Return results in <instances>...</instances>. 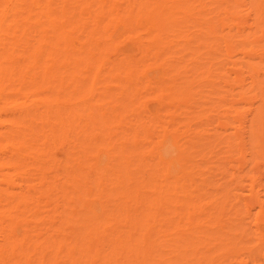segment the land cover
Here are the masks:
<instances>
[{"label": "bare ground", "instance_id": "bare-ground-1", "mask_svg": "<svg viewBox=\"0 0 264 264\" xmlns=\"http://www.w3.org/2000/svg\"><path fill=\"white\" fill-rule=\"evenodd\" d=\"M263 23L261 0H0V264H264L262 151L192 133L261 137ZM204 91L220 115L184 107ZM221 140L246 193L204 192Z\"/></svg>", "mask_w": 264, "mask_h": 264}, {"label": "rangeland", "instance_id": "rangeland-1", "mask_svg": "<svg viewBox=\"0 0 264 264\" xmlns=\"http://www.w3.org/2000/svg\"><path fill=\"white\" fill-rule=\"evenodd\" d=\"M261 1H263L264 2V0H261ZM244 2H250V0H244ZM253 18H254V16L252 15V14H250V16L249 17H247V20H246V23H250V25L252 24V20H253ZM241 21H242V19H241ZM241 21H239L238 23H240ZM250 21V22H249ZM254 21H255V19H254ZM264 24V23H263ZM249 25V24H248ZM134 29H136V27L134 28ZM156 29H157V31L158 32H156V35H160L162 38H164V39H168L169 38V36L167 35V32H166V29L163 27V25L160 27V26H157L156 27ZM263 29H264V25H263ZM135 32H138L137 30L135 31ZM158 33V34H157ZM139 36L141 35V33H139L138 34ZM263 58V57H262ZM188 58H186L185 60H187ZM199 90V89H198ZM190 96H191V94H189V93H186V100H187V104H185L184 105V107H187V110L189 111V112H194V111H197L196 112V114L198 113V112H200V111H202V112H204V110H206V109H209V112H208V114H209V116L212 114V116H217V115H220L221 113L219 112L220 111V106L221 105H223V103L222 102H219L218 101V99H217V97L216 96H213V95H210V94H208L207 92H202V94H200L196 99L198 100V103H192V105L190 104V103H188L189 102V100H190ZM218 97H219V95H218ZM192 100H193V97H192ZM204 101H208V104H205V102ZM257 103H261L260 101L259 102H257ZM255 105H256V103H255ZM246 106H247V104H245L244 105V103H242V104H240V107L241 108H239V110L241 109V111H243V110H245V109H247L246 108ZM248 107V106H247ZM205 115H207V114H205ZM209 119H210V117H209ZM233 119H234V121H233ZM233 119H232V117H229L228 118V122H227V124H228V126H230L232 129H233V127H234V129L233 130H222V131H220V130H211L212 128H215V126H211V127H207V126H205V125H203V126H199L198 127V129H196L195 128V126L194 127H192V133L193 132H197V130L199 131V134H201V135H206V134H220L221 135V137H229V139H230V141H232L234 144H235V146H236V148H235V150H237L235 153H233V157L232 158H236V157H238V156H241L242 154H241V150L243 149L244 151H243V155L244 156H246L247 157V159L249 158V156L251 157V153H255V152H257V158L256 157H253L254 159H255V161H257L258 160V157H259V152H261V155L262 156H264V154H262L263 153V149L264 148H261L263 145L261 144V143H264V136L262 137V135H264V132L262 131V130H264V129H261V132H263L262 133V135H261V133H260V135H261V139L260 138H258V134L259 133H256V132H259L260 130H258V131H254L256 134H257V136L254 134V136H256V137H254L253 136V138H251L252 137V135L251 134H253L252 132H251V136L248 134V133H242L240 130H239V127H243V125H242V122L243 121H241V122H239V120H238V118H235L234 116H233ZM248 119H249V116L244 120V121H248ZM250 119H252L251 117H250ZM211 120V119H210ZM231 122H230V121ZM237 120V121H236ZM246 121V122H247ZM230 122V123H229ZM234 122V123H233ZM249 122H252L251 120H249L247 123H249ZM251 124V123H250ZM249 124V125H250ZM234 125V126H233ZM245 126L247 125L246 123L244 124ZM249 125L247 126V127H249ZM262 126V127H261ZM260 127L261 128H264V125H261ZM230 128V129H231ZM205 130V131H202V130ZM228 129H229V127H228ZM237 130V131H236ZM224 131V132H223ZM231 131V132H230ZM226 134V135H225ZM242 134V135H241ZM245 135V136H244ZM246 135L248 136L247 137V139H245L246 138ZM241 136H242V138H244L245 139V141L247 142V145H246V142L245 141H243L244 139H241L242 140V143H241V140L239 139V138H241ZM231 137V138H230ZM248 138H251V141H249L248 142ZM232 139V140H231ZM256 139H258V141L256 140ZM263 139V140H262ZM250 140V139H249ZM254 140L256 141V142H254ZM213 141V140H212ZM190 142V141H189ZM189 142H187V144L189 143ZM238 142H240V146H238L239 144H237ZM245 142V144H243ZM256 145H255V144ZM255 145V147H251L252 145ZM208 145V144H207ZM213 145H214V148L212 149V147H213ZM249 145H250V149H249ZM209 146V145H208ZM211 146L212 147H210V149H212L211 151H215L213 154H216L215 155V157L216 158H218L217 156L220 154V155H226V151H227V148H226V146H225V144H224V140H221V141H215V143L214 144H211ZM237 146L239 147L238 149H237ZM243 147V148H242ZM206 148H208L207 146H206ZM249 149L248 151H247V149ZM251 148H253V149H251ZM209 149V148H208ZM207 149V151H206V149L204 148V151L206 152V153H209V150ZM246 149V150H245ZM261 149V150H260ZM251 150H252V152H251ZM211 151H210V155L208 156L207 154H206V156H208V157H210L211 156ZM249 151L251 152V153H249ZM201 152V151H200ZM205 152H201V153H199L200 154V156L201 157H203V153H204V156H205ZM239 152H240V154H239ZM244 153H246L247 155H245ZM248 153H249V156H248ZM259 153V154H258ZM199 154L197 155V154H195L194 156H196L197 155V157L199 156ZM218 154V155H217ZM256 154V153H255ZM219 155V157H220V159L222 160L224 157H226V156H223V158H221L222 156H220ZM236 155V156H235ZM252 156H255L254 154L252 155ZM261 156V157H262ZM201 157H200V159H201ZM214 157V156H213ZM212 157V158H213ZM213 158V160L214 159H216V158ZM207 158V157H206ZM263 158V161L262 160H260V159H262ZM262 158H259V160L260 161H262V163L264 162V157H262ZM220 159L219 160H217L216 159V161H214V163L216 162V163H221L220 165L219 164H215V166L216 167H218V165H219V167L217 168V169H219V168H222V170L223 169H225L226 171H228V175L226 174V176H225V172L223 173L224 174V176L222 175V174H218L217 173V170L216 169H214L215 168V166L213 167V164L211 163V162H208V164L207 163H205V166L204 167H207L208 169L207 170H209V171H207L205 168H201L202 170H200V172L203 174V176H204V171L203 170H206L205 172H207V173H210V176L208 175V177H210V179L208 180V182L206 183V184H209L206 188H207V190H208V187H210L211 188V190H210V188H209V191H204V192H207L206 193V195L209 193L210 195H211V191L213 192L214 191V193L215 192H220L219 191V186L220 185H222V184H224V183H226V184H228L229 183V181L228 180H230V178H228V176L230 177L231 175L232 176H234V178L235 179H237V176H239V177H241L242 178V181H243V183H242V185H241V188H242V190L246 193V186H247V181H248V179H247V177L245 176V172L243 173V172H241V174H238V173H235V171L234 170H236L237 168H238V166L236 165V163H234V162H232V160H230V158L229 159H223V161L222 162H220ZM235 160V159H234ZM253 160V159H252ZM197 162L199 161V159L198 160H196ZM210 161V160H209ZM217 161H219V162H217ZM254 161V160H253ZM253 161H249V159H248V162H250L251 164L253 163V165L255 164V166L257 167V169L259 170V171H257L258 173H260V171H262V168L264 167V165H263V167H262V163H259L258 161V163L257 162H253ZM200 162V161H199ZM226 162V163H225ZM201 163V162H200ZM211 163V164H210ZM241 164V163H240ZM251 164H249V165H251ZM256 164H259V166L261 167H259L258 165H256ZM200 165V164H199ZM253 165H251V166H249L248 168L250 169H253L254 171H255V166H253ZM231 166V167H230ZM241 166H242V164H241ZM203 167V166H202ZM227 167V168H226ZM211 169H212V171H211ZM228 169V170H227ZM231 169V170H230ZM219 170H221V169H219ZM221 170V171H222ZM225 170H223V171H225ZM220 171V173H222ZM230 171V172H229ZM252 171V170H251ZM254 171H253V173H254ZM256 172V173H257ZM201 173H200V175H201ZM206 173V174H207ZM256 174L257 176L259 175V174ZM263 173H264V169H263ZM263 173L261 174V176H260V178L258 177V179H259V181H260V183L262 184L263 183V185H264V175H263ZM205 174V175H206ZM231 174V175H230ZM244 174V175H243ZM255 174V173H254ZM255 175V176H256ZM231 176V177H232ZM200 177V176H199ZM205 177H207V175L205 176ZM207 177V178H208ZM200 179H201V177H200ZM203 179H205L204 177H203ZM221 187V186H220ZM223 187V186H222ZM205 188V189H206ZM213 188H217L218 189V191L216 190H214ZM245 188V189H244ZM213 189V190H212ZM199 192H201V191H199ZM241 192V191H240ZM243 192V193H244ZM202 193V192H201ZM217 193V194H218ZM199 194V193H198ZM197 194V195H198ZM216 194V193H215ZM195 195V194H194ZM197 195H196V197H197ZM201 195V194H200ZM199 196V195H198ZM204 196V195H203ZM195 197V198H196ZM200 198H201V196H199ZM198 197V198H199ZM205 197V196H204ZM194 198V199H195ZM197 198V199H198ZM224 213H226V212H224ZM227 214V213H226ZM225 214V215H226ZM218 215V214H217ZM216 215V216H217ZM219 216V215H218ZM223 218V219H222ZM220 220H218V222H220V221H223L222 223H220V225H221V227H222V229H223V227H225V226H227V227H229L228 225H230V224H228V222L227 221H229V217L228 216H221V218H219ZM228 219V220H227ZM227 223V224H226ZM226 224V225H225ZM224 225V226H223ZM258 226V228H257V230H258V232H260V231H263L264 232V223H262L261 225H259L258 223H257V225H256V227ZM227 227H225V228H227ZM223 229L224 231H226L227 229ZM241 254H243V253H241ZM236 264V263H235Z\"/></svg>", "mask_w": 264, "mask_h": 264}]
</instances>
